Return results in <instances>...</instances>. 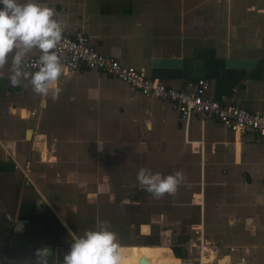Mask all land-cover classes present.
I'll return each instance as SVG.
<instances>
[{"label":"crops","instance_id":"crops-1","mask_svg":"<svg viewBox=\"0 0 264 264\" xmlns=\"http://www.w3.org/2000/svg\"><path fill=\"white\" fill-rule=\"evenodd\" d=\"M34 2L53 8L66 34L84 31L98 52L146 77L188 91L206 79L211 99L264 113V0ZM9 75L6 69L0 79V191L18 189L39 220L72 213L82 221L84 205L96 215L101 192L114 190L119 211L142 205L144 217L163 223L174 215L170 234L188 236L190 258H196L192 227L199 225L231 263L264 264V142L258 135H237L214 117L194 116L186 127L169 103L98 69H63L55 101L35 94L25 79L13 87ZM140 168L183 178L174 194L155 199L139 187ZM158 203L166 208L159 216ZM133 221L138 232L130 224V238L153 235V220ZM141 224L149 225L148 233ZM214 257L211 251L205 263Z\"/></svg>","mask_w":264,"mask_h":264},{"label":"clouds","instance_id":"clouds-1","mask_svg":"<svg viewBox=\"0 0 264 264\" xmlns=\"http://www.w3.org/2000/svg\"><path fill=\"white\" fill-rule=\"evenodd\" d=\"M0 5V79L10 69L7 79L13 87L25 79L35 94H51L55 101L62 91L63 70L61 57L55 51L62 41L63 28L54 18L55 10L34 0H0ZM33 51H38L39 57L35 65H30L28 56ZM33 66L36 71L29 70ZM182 178L181 172L162 176L147 168H140L136 176L139 187L155 199L174 194ZM120 247L108 221L98 220L94 229L72 235L62 260L54 257L51 249L42 247L35 251L30 264H122Z\"/></svg>","mask_w":264,"mask_h":264},{"label":"built area","instance_id":"built-area-1","mask_svg":"<svg viewBox=\"0 0 264 264\" xmlns=\"http://www.w3.org/2000/svg\"><path fill=\"white\" fill-rule=\"evenodd\" d=\"M55 51L61 57L63 69L66 72H72L83 66L115 76L137 89L144 97L169 103L178 112L180 120L186 127L194 116L203 119L214 117L235 134H255L264 142V113L248 111L233 104L223 105L211 99L206 95L209 87L206 79H199L194 91L169 87L157 79L144 76L134 66L124 65L117 59L98 52L89 44L88 37L82 30L76 31L73 35L63 31L62 41ZM38 57V55L29 57V64L35 65ZM29 70L37 69L33 66ZM192 231L196 235L191 244L198 257L197 264H202L201 256L209 257L211 251L219 255L217 247L205 236L202 226L195 225ZM229 250L232 251L233 247ZM218 257L216 256L214 261Z\"/></svg>","mask_w":264,"mask_h":264},{"label":"flooded vegetation","instance_id":"flooded-vegetation-1","mask_svg":"<svg viewBox=\"0 0 264 264\" xmlns=\"http://www.w3.org/2000/svg\"><path fill=\"white\" fill-rule=\"evenodd\" d=\"M7 190L5 188L3 191H0V264H30L34 259L35 251L42 247L51 249L54 257L62 260L64 253L69 248V245H61L62 239L68 237L67 239L71 243L69 237L72 233H76V235L78 233L82 234L85 230L94 229L96 226V223L90 222L88 216L81 218L83 220L80 221L72 213L71 215H65L63 218L45 216L43 221L39 220L33 202L28 199L25 200L23 194L19 195L18 189L9 188ZM112 191L113 193L110 190L104 189L101 193L106 194V196L108 195L107 203L104 204L102 199L101 203L97 201L95 205L102 210L107 207V211L114 213V190ZM3 192L6 194L5 199L1 197ZM118 192H120L119 189ZM13 200H16L13 206L14 209L11 206ZM159 207H161L160 203L156 204L154 209H158ZM15 209L18 212L12 211ZM145 211L144 206L132 204L125 206L120 212L124 217L141 218V216L144 217L146 215ZM17 218L28 220L24 226V230L20 233L12 231ZM108 226L114 229V222L108 223ZM176 239V236H174V239L171 237L173 242Z\"/></svg>","mask_w":264,"mask_h":264},{"label":"rangeland","instance_id":"rangeland-1","mask_svg":"<svg viewBox=\"0 0 264 264\" xmlns=\"http://www.w3.org/2000/svg\"><path fill=\"white\" fill-rule=\"evenodd\" d=\"M105 177V176H103ZM69 196H73L71 193H67ZM103 199V203L106 204V200L108 198V195L106 196V194L102 193V195L99 197V203H101V200ZM118 199H115V202L117 203ZM116 209V212L118 213L116 215V213H111L109 211H107V207H105L102 211H99L95 214H90L89 216V211L92 209V206H88L86 207V205H84L81 210V218H86L88 216V219L90 220V222H95V221H108V223H113L114 222V229L109 227V230L115 232L118 236V240H119V244H120V252L121 255L123 257L122 259V264H145L144 262H140V258L144 257V259H147L149 261V263L147 264H182L181 258L176 257L172 250L170 249V247L168 246L169 244H173V240L170 241V243L168 244V242H166L169 237H173L174 239V235L170 234V230L172 229V233H173V219L175 218L174 215H168L165 219V223L160 222L159 217H153V215H150L149 217H143L141 216V218H133V217H123L119 212L120 207L119 205L114 206ZM89 209V210H88ZM98 209V207H97ZM165 207L161 208V209H157L155 210V215H160V214H156L159 212H165ZM163 217V216H162ZM150 221L153 220V225H152V230L151 233L155 234L157 233L158 235V243L160 244H142L141 242L144 240V237H141V235L139 236V234H137V237L135 239H132L129 237V225H134V230H133V226H131V231H134V233L136 234L138 232V225H135L136 223H134L133 220H141V219H149ZM149 221V222H150ZM152 222V221H151ZM185 229H187L188 227H184ZM120 231H118V230ZM141 232L142 233H148L149 231V225L148 224H141L140 226ZM183 230L181 233L188 235V233L190 232V230L186 231ZM165 230V231H164ZM81 231V229H80ZM186 232V233H185ZM80 233H78L79 235ZM190 235V234H189ZM209 240H211L207 235H205ZM68 238V237H67ZM66 238V239H67ZM193 238V237H192ZM71 239V238H70ZM70 246L69 244H66ZM170 245V246H171ZM235 255H237V253H235ZM219 256L218 259L216 261L215 257ZM195 257H197L196 253H195ZM215 257L213 259V262H209V263H205L208 258L205 255L201 256V263L202 264H223L225 262V259H228L229 264H235L231 263L230 258L228 257V255L224 254V255H218L215 252ZM225 258V259H224ZM197 263V262H196Z\"/></svg>","mask_w":264,"mask_h":264},{"label":"trees","instance_id":"trees-1","mask_svg":"<svg viewBox=\"0 0 264 264\" xmlns=\"http://www.w3.org/2000/svg\"><path fill=\"white\" fill-rule=\"evenodd\" d=\"M189 239L188 236L178 237L176 241L173 242L171 245V249L174 255L178 258H185L188 257V251L186 244L188 243ZM144 242L146 245L149 244H158V235L157 233L144 237Z\"/></svg>","mask_w":264,"mask_h":264},{"label":"water","instance_id":"water-1","mask_svg":"<svg viewBox=\"0 0 264 264\" xmlns=\"http://www.w3.org/2000/svg\"><path fill=\"white\" fill-rule=\"evenodd\" d=\"M167 63L169 62H175V61H171V60H167ZM239 63H242V61H239ZM28 222L27 219L24 218H17L14 224V227L12 229V231L14 233H20L24 230V226L25 224ZM142 244H145L144 241L141 242ZM182 264H193L192 262H197L198 261V257L196 258H190V257H185V258H181ZM140 262H144L145 264L149 263V261L147 259H144V257L140 258Z\"/></svg>","mask_w":264,"mask_h":264}]
</instances>
